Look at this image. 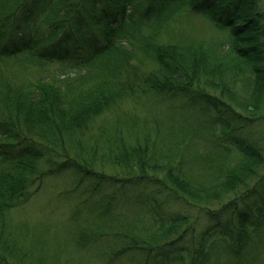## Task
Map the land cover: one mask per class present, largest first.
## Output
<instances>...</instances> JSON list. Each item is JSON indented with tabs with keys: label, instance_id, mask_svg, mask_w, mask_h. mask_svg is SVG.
Wrapping results in <instances>:
<instances>
[{
	"label": "trees",
	"instance_id": "16d2710c",
	"mask_svg": "<svg viewBox=\"0 0 264 264\" xmlns=\"http://www.w3.org/2000/svg\"><path fill=\"white\" fill-rule=\"evenodd\" d=\"M262 133V0H0V264H264ZM64 175L68 222L14 223Z\"/></svg>",
	"mask_w": 264,
	"mask_h": 264
},
{
	"label": "rangeland",
	"instance_id": "374dc122",
	"mask_svg": "<svg viewBox=\"0 0 264 264\" xmlns=\"http://www.w3.org/2000/svg\"><path fill=\"white\" fill-rule=\"evenodd\" d=\"M264 3V0H262ZM181 23L175 25V34L179 37H193L197 38L198 40H209L212 37V31L209 29V26L201 19H190L187 20V17H182L180 19ZM25 28V27H24ZM49 29L47 27L39 28L38 35H43L44 37L48 35ZM173 34V33H172ZM216 37L219 35L215 34ZM46 44V43H45ZM77 44V43H76ZM79 45V43L77 44ZM148 109L143 108L133 110L130 108L129 110H133L131 115L134 116L135 121H142L143 119H147L149 123H162L166 121V112L168 111V107L164 105H154L148 104ZM157 112V114H156ZM173 120L177 121V118ZM167 126V127H166ZM166 129L169 127L168 124H165ZM182 135V134H181ZM200 138V137H198ZM195 138V139H198ZM255 138H259L255 136ZM259 139H263L264 142V133L260 136ZM200 142V141H199ZM202 144V143H201ZM261 146H264L263 143H260ZM203 149V148H202ZM200 148V150H202ZM45 184L42 188V191L32 199V201L23 207L21 210H17L12 214V219L14 223H24L29 229L33 228H44L49 227L50 231L54 229V227L63 225L69 221V217L73 213L76 204H77V197L82 193L83 187H80L76 193L77 195L73 196L71 193H74L77 187V179L72 175H64L58 178H51L46 179ZM218 203V202H217ZM215 203L212 204L211 207L209 206L210 210H216L220 208L224 203ZM170 211H167L168 214L173 213H185L182 209L173 207ZM208 208V206H205ZM198 213L193 212L192 216L198 220ZM68 220V221H67ZM63 240V239H62ZM61 242V240H57ZM80 257L79 259H81ZM79 259H76L77 261ZM93 259V258H92ZM90 264H98L94 259L91 260Z\"/></svg>",
	"mask_w": 264,
	"mask_h": 264
}]
</instances>
